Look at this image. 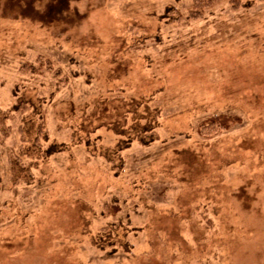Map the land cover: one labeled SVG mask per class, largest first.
Masks as SVG:
<instances>
[{
  "label": "rangeland",
  "instance_id": "rangeland-1",
  "mask_svg": "<svg viewBox=\"0 0 264 264\" xmlns=\"http://www.w3.org/2000/svg\"><path fill=\"white\" fill-rule=\"evenodd\" d=\"M191 2L0 0V264H264V0Z\"/></svg>",
  "mask_w": 264,
  "mask_h": 264
},
{
  "label": "trees",
  "instance_id": "trees-1",
  "mask_svg": "<svg viewBox=\"0 0 264 264\" xmlns=\"http://www.w3.org/2000/svg\"><path fill=\"white\" fill-rule=\"evenodd\" d=\"M221 1H228L229 3H231L233 7L238 8L240 6L250 5L256 0H192L186 18L195 19L202 17L208 8L214 6L215 4ZM173 11L178 13L177 14L178 18H182V14L179 13L178 9L171 7L167 10V12L170 14H172ZM24 68L33 73H40L42 72V68H46L45 70L51 72L58 79L59 84H66L70 78L69 73L64 71V68L62 66L55 65L50 59L44 60L40 58V60L37 63L25 62L22 65V69ZM26 106H27L26 103L23 102L16 104L10 109H3L2 107H0V126L6 125V123L8 121L13 120L17 114H23L25 112ZM241 120H242L241 117H239L238 115H232L226 113L214 114L202 120L201 126L206 127L205 129H209L210 131L214 130L218 132L220 130L230 129L234 124L239 123ZM153 129L154 128H151L150 132L147 134L148 136L151 137L150 140H148L146 137H143V135H141L137 137L139 141L143 144H147L152 140H155L157 138V133ZM44 132H45V125L42 122V124L38 126V133H39V136L37 137L38 141H39V137L43 135ZM105 208L106 211L104 212L106 214L108 213L115 214L120 209V206L118 204L115 205L112 204V205H105Z\"/></svg>",
  "mask_w": 264,
  "mask_h": 264
}]
</instances>
